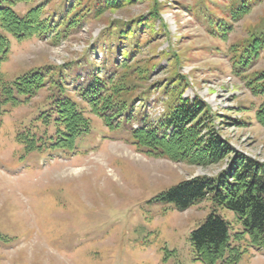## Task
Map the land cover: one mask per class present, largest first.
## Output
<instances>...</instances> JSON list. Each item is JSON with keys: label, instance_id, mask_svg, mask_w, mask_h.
<instances>
[{"label": "rangeland", "instance_id": "1", "mask_svg": "<svg viewBox=\"0 0 264 264\" xmlns=\"http://www.w3.org/2000/svg\"><path fill=\"white\" fill-rule=\"evenodd\" d=\"M153 1L163 6L162 23H151L157 32L155 41L148 33L135 38V60L147 62L139 86L149 95L135 103L133 113L159 119L181 91L182 98H199L219 117L213 121L215 130L232 149L264 162V128L254 119L261 100L247 86L248 78L264 72V48L239 75L232 72L231 60L244 40L262 38L264 0H210L211 5L201 11L223 18L219 28L186 12L184 6L194 7L196 0H141L102 18L88 15L57 42L51 37L11 39L1 74L12 81L31 70L63 67L67 89L79 101L77 88L88 80L90 71L102 76L107 69L114 71L110 56L117 29L108 26L148 18ZM249 1V13L232 22L226 36L212 35L211 30L221 34L228 26L224 23L231 21V2L237 6ZM42 2H19L15 10L23 15ZM66 4V0H49L45 14ZM135 42L125 40L121 46L127 52ZM173 51L179 61L172 59ZM178 74L184 81L172 96L171 83ZM46 94L42 90L14 109L0 104V264H202L192 253L189 236L210 213V202L179 212L159 196L185 179L214 177L224 166L195 167L143 155L132 145L128 131H110L86 108L93 124L72 151L26 152L15 141L18 125L26 127L38 116ZM214 212L236 227L232 212L220 208ZM241 249L235 264H264V249L246 243Z\"/></svg>", "mask_w": 264, "mask_h": 264}, {"label": "trees", "instance_id": "2", "mask_svg": "<svg viewBox=\"0 0 264 264\" xmlns=\"http://www.w3.org/2000/svg\"><path fill=\"white\" fill-rule=\"evenodd\" d=\"M33 1L0 0V67L9 54L11 39L22 42L51 37L57 42L65 38L68 31L79 27L88 15L102 18L106 12H118L141 0H66V5L51 14H45L49 2L45 0L31 6L23 15L15 10L17 3ZM211 2L196 0L194 7L184 6V9L204 24L208 20L210 26L218 27L223 18L201 11ZM250 3L230 6L231 21L223 22L228 26L223 27L221 34L211 30L212 35L226 36L232 29V22L249 13ZM162 8L161 3L153 1L148 18L108 26L110 30L117 29L114 32L118 37L117 44L110 56L114 71L107 69L103 76L90 71L88 80L77 88L79 101L67 89L63 67H55L56 71L43 67L19 75L12 81H6L0 71V104H8L14 109L28 104L40 91L47 90L38 116L26 127L18 125L15 141L24 146L26 152L47 148L72 151L76 141L87 135L93 124L86 115V108L101 118L110 131H128L132 145L143 155L195 167L223 165L224 168L214 177L185 179L160 195L159 200L171 204L179 212L208 200L212 208L210 213L189 236L192 253L202 264H235L242 255L244 243L257 250L264 249V162L232 149L228 140L215 130L213 121L217 115L211 113L203 101L197 97L192 100L182 98L181 91L175 94L177 84L181 87L179 83L184 81L179 74L173 76L175 81L171 84L174 85L169 91L175 97L159 119L151 120L133 113L135 103L149 95L139 86L145 80L147 62L135 60L138 48L137 45L134 47L135 38L141 39L148 33L152 42L156 40L153 36L157 32L151 23H162L159 14ZM121 26L128 28L118 31ZM125 40L135 42L127 52L121 46ZM263 48L264 34L261 39L255 38L251 42L244 40L243 45L233 51L232 72L237 75L245 72ZM172 55V59L179 61L174 51ZM156 66L153 64V68ZM247 80L249 89L261 100L254 119L264 128V72H257ZM138 90L143 92L140 96L136 94ZM134 121L137 122L136 128L132 126ZM40 128H43L42 132H37ZM215 208L232 212L236 216L233 222L236 227L217 216Z\"/></svg>", "mask_w": 264, "mask_h": 264}]
</instances>
